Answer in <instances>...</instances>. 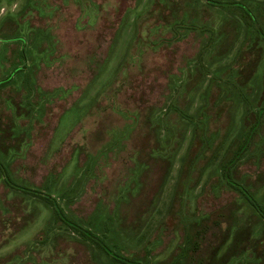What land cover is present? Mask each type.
<instances>
[{"label": "rangeland", "instance_id": "374dc122", "mask_svg": "<svg viewBox=\"0 0 264 264\" xmlns=\"http://www.w3.org/2000/svg\"><path fill=\"white\" fill-rule=\"evenodd\" d=\"M3 170L142 264H264V0H0V264H118Z\"/></svg>", "mask_w": 264, "mask_h": 264}, {"label": "trees", "instance_id": "16d2710c", "mask_svg": "<svg viewBox=\"0 0 264 264\" xmlns=\"http://www.w3.org/2000/svg\"><path fill=\"white\" fill-rule=\"evenodd\" d=\"M253 135H251L247 141V143L249 144V141L252 139ZM245 150L244 148L241 150L242 151ZM241 154H238L237 158L240 156ZM4 172V178H5V183L7 184V186L19 190L21 192H24L25 194H34L35 196L37 195L38 197L45 199L54 209V212L57 215V219L58 221L65 227L69 228L73 233L77 234L79 237H81L83 240L89 241L91 242L93 245H95L97 248H99L100 250H102L110 260H112L115 263L118 264H142L138 261L132 260L130 258L127 257H123L118 255L117 253H115L114 251H112V249L109 247V245H107L103 240H101L97 235L93 234L91 231L83 228L82 226L78 225L77 223L69 220L63 213L62 209L58 206V204L56 203V201L47 195H44L41 192H37V191H30L29 189L25 188V187H20L16 184H14V182L9 178L8 175H6L5 170H3ZM226 175H229V173L227 172ZM229 178V177H228ZM245 192V191H244ZM256 210L257 212L261 213V209L256 206Z\"/></svg>", "mask_w": 264, "mask_h": 264}]
</instances>
